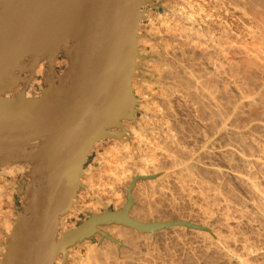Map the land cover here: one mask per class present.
I'll return each instance as SVG.
<instances>
[{"label": "water", "instance_id": "95a60500", "mask_svg": "<svg viewBox=\"0 0 264 264\" xmlns=\"http://www.w3.org/2000/svg\"><path fill=\"white\" fill-rule=\"evenodd\" d=\"M144 1L0 0V167L29 166V183L17 189L24 208L0 264H54L59 251L96 233L121 246L99 230L110 225L142 233L190 227L130 218L128 189L120 212L89 215L55 242L59 218L82 188L89 152L103 140L121 139L124 121H134L131 81ZM58 57L66 65L61 73ZM40 65L42 90L26 98Z\"/></svg>", "mask_w": 264, "mask_h": 264}, {"label": "rangeland", "instance_id": "374dc122", "mask_svg": "<svg viewBox=\"0 0 264 264\" xmlns=\"http://www.w3.org/2000/svg\"><path fill=\"white\" fill-rule=\"evenodd\" d=\"M232 1H233V3H232ZM232 1L231 0L230 1L224 0L222 2V0H216V5H215V3H211V1H208V2L211 5L213 4L212 7H215L216 10H219L221 8V11L222 10L223 11L229 10L231 12L230 13L229 11H227V14L230 13V15H227L224 13L225 17H226V19H225V17H223L224 14H223V16L221 14L223 12H221L219 10L220 14H221L220 17L223 18V19L220 18L222 25L224 26V23L226 22L225 27H226V29L228 27V29L230 30L229 31L227 29L229 31V33L230 32L234 33L235 34L234 36H237L236 34H238L239 40L242 37L240 41L238 39H237V41H239V42L244 41V42H246L247 45H250L249 44L250 43L249 38L247 36L245 38V35H244L246 30H243V29L247 28L250 24H248V21L245 20L247 15L245 17H243L241 14L242 13L244 14V12H241V11H243L244 8H246V10L244 9L245 11H247L248 8L250 9L249 6L252 5V1L244 0V3H242L243 0H237V1L232 0ZM234 1H235V3H234ZM245 1H247L249 3L251 2L250 3L251 5ZM208 2H206L207 4L205 3L206 6H208L207 10H209L210 12L213 13L215 11V9L210 7V5H208ZM240 3H241L242 7L240 5H238ZM221 4H222V6H221ZM206 6L204 5L205 9H206ZM223 6L224 7L226 6L229 9L226 7L224 8ZM232 6H233V8H232ZM256 6L259 7L260 4L256 3ZM261 6L263 7V5H261ZM260 7H259V9H260L259 12H262V10H264V9L262 7L261 8ZM211 8L214 11H211ZM209 11H207V12H209ZM245 13L248 14V13H250V11L248 10V12H245ZM260 14L264 15V12H262ZM251 17L253 18L252 14L250 15L249 19ZM262 17L264 19V16H262ZM252 18H251V21L249 23H252L253 19H255V20L259 19L260 16L257 19H256V17L253 19ZM224 19H225V21L223 22ZM241 19H242V21H241ZM259 20H262V19H259ZM260 22L261 21H259V23ZM262 22L264 23L263 20H262ZM144 24L147 25L148 22L146 21ZM226 24H228V25L226 26ZM245 25L247 27L243 28V26H245ZM252 25L253 24H251V26ZM262 25L264 26V24H262ZM241 30H243V31H241ZM235 38H237V37H235ZM61 64H63V65L61 66ZM61 64L59 62V65H58L59 72L63 71L65 68L64 63L61 62ZM203 74H206V73H203ZM225 74H227L228 76H225ZM222 75H223V77L225 76L226 79H225V77L222 78ZM42 76H43V67H42L41 74L38 75L36 73L34 78H33L32 83H31L32 84L31 87L29 86V89H28V91H29L28 97L30 96L29 98H35V97L39 96V92L42 90V85H41ZM231 76L233 77V79ZM134 77H137L136 73H135ZM219 77H220V79H219ZM234 78H236V77L231 75V74L229 75L228 72H225V73L223 72V74H222L221 71L219 73V76L218 77L216 76L215 79H217V81L215 80V82H217V83H213L214 85L217 84L219 89L222 87H223L222 88L223 90H226L227 88L230 89V90L229 89L226 90V92L228 90L230 91V92L229 91L227 92V95H229V96L223 97V98H225L223 100H221L218 96V94H219L218 92L220 91V93H221L222 89L217 90L218 88L216 87V85L214 87L217 89H215V88H214L215 90L212 89V91H214V93L216 92L215 93L216 95L212 94L215 97H213L211 95L212 99H209L210 96L208 98L207 89L209 87L206 89L207 92H205V90L203 88H201L204 90V93L207 94V95H205L202 92L204 94V96H202V99H204L203 101L206 102V100L207 101L209 100L212 104V105L210 104L211 108H209L208 110L213 109L211 111L217 112V115H218L220 112H224V110L226 109L223 114H219V116L215 115L217 117V119H214V120H218V117H224L225 116L222 120L225 121L224 122L225 125L227 124L226 130L228 131L227 133H229V135H228L229 137L227 136V138H229V139L223 138V140L219 139V137L216 136V130L212 131V133L214 132L213 135H212V133L209 134V132H205V130L207 129L204 127L206 122L202 121L201 113H199L198 111L196 112L197 106H199V104L195 103L194 101L190 102L188 100H185V101H188L189 103H186L185 101L182 102L181 99H183V98H181L179 96L178 97L176 96V98L177 99L180 98L179 99L180 101L179 100L177 101L175 96L168 97V99L167 98L163 99V96L161 95L162 93L159 92L157 89H154V91L149 90L146 92L145 90L140 88L139 85H135L132 87L133 83H131V87L133 90V97H134L135 103H137L134 106V109L136 110V115H135L136 118H134V121H130V122L124 121L123 127H124L126 135L123 136L121 139H119V140H103V141L97 143L96 145H94L92 150L89 152V155L87 157V161L83 165V171L86 172L85 173L86 177L85 176H84L85 178L81 177V179H83V181H82L83 188H79L78 191L75 193L76 197H74V201L77 202L75 209L80 208L82 205H86L88 207V209H86V211L80 210L79 212L73 211V212L67 213L68 215L69 214L70 215H69V217L67 215L64 219V225L65 226L67 225L66 230L71 231V230L78 228L82 222L86 221L89 218V215L103 214L107 211L120 212L121 207L124 206L127 202L126 201V197H127L126 192H128V189L129 190L131 189L130 194H131V198H133L132 199L133 206H132V209H130V210H135L134 212L133 211L129 212V214H130V216H132V218L135 216L138 218L137 219L138 221H140V218H141V222L144 224L145 223L147 224L149 222L156 223V221H157V223H168V222L174 221V222H183L185 224L190 225V227L175 226V227H172L173 229L170 227L171 229L170 228L163 229L159 232H154L151 234L150 233L146 234V233L137 232L131 228H127V227H124L121 225H110V226L102 227V229L109 228L108 230H106L107 234L109 236L113 237L117 242H119L121 244V246H119L117 243H115V244L111 243V242L109 243V241H107L108 246H105V245H107L106 240L100 241L99 238H94L92 240L93 241L92 242L93 247H91V249L93 248L92 250L93 251L95 250L94 252L97 253L96 255H98L96 257L95 261L97 260V262L100 261L101 264H106L107 262L104 261V258L107 259V257H104V256H108V254H109L112 259H110L109 258L110 256H109L108 261L112 264H244V263L245 264H264V208H263L264 207V204H263L264 203V167H263L264 166V152H263L264 151V141H263V139H264V127H262V126H264V117H263L264 116V113H263L264 112V108H263L264 104L262 106V104L259 103L260 100L258 99V98H260L259 94L261 93L260 91L262 89V85L256 81H255L256 83L254 81H251V83H252L251 84L250 81H244L241 78L240 79L246 83L239 82L237 85V81H240V79L236 78L234 80ZM133 79H135V78H132V81H133ZM223 79H225V80H223ZM229 80H231V81H229ZM235 82H236V84H234ZM240 83H242V85ZM244 84H247V85L249 84V85L248 86L246 85V87H245ZM222 85H225L226 89ZM259 88H261V89H259ZM254 89H255V91H254ZM198 90H199V92L201 91L200 88ZM239 91H241L243 93L241 96H240L241 92H239ZM153 92H154V94H153ZM156 93H157V95H155ZM228 93H230V94H228ZM144 94L147 95L146 97H148V98L144 97L143 96ZM158 95H159L158 98L159 99L161 98L160 99L161 101L156 97ZM160 95H161V97H160ZM200 96H201V94H200ZM205 96H207L208 99ZM230 96H232L231 97L232 100L230 99ZM142 97H144V98H142ZM216 97H218L219 99L217 98L215 100ZM155 98L159 101L157 102ZM246 98L247 99L249 98V99L247 100ZM153 99H155L154 101L156 102L157 107L160 103H162L161 105H163V102L165 100L168 101V102L164 103L165 105L170 103L172 100L173 101L171 102V106L169 104L167 106H165V105L160 106L159 105V108H157L156 104L153 103L154 102ZM240 99L242 101H240ZM253 99H255V100H253ZM162 100H163V102H162ZM144 101H146V102H144ZM226 101H228V102H226ZM243 101L245 104L250 102V103H253L255 106L256 105L257 106L255 107L254 105H251L250 103H248V105H250V106L246 107V109L243 112L241 111L242 113H240L238 116H236L233 109L236 108L238 103L243 102ZM177 102H179V103H177ZM192 102L195 105H197V106H195V108H194V106H192V105H194V104H192ZM213 102H219V103L222 102V103L220 105H218L219 103L218 104L215 103V105H217V106H214ZM224 102H226V104H224ZM256 102H258V103L256 104ZM145 103H146V105H145ZM173 104H175V105H173ZM229 104L231 105V107ZM221 105H223V107ZM147 106H149V107H147ZM151 106L153 107V110H152ZM162 107H164V108H162ZM168 107H169V109H168ZM170 107L173 110H171ZM177 107H178V109H177ZM179 107H180V109H179ZM181 107H183V108L185 107V108L183 109ZM215 107L219 108L220 110H218ZM249 107H251V109ZM257 107H258V109H257ZM221 108H223L224 110L222 111ZM247 108L250 110H248ZM253 108H254V110H253ZM165 109H166V111H165ZM216 109L219 111V113ZM147 110H149L151 112H149ZM154 110H156V112L153 114ZM161 110L162 111L164 110L165 112L164 111L162 112ZM215 112H214V114H215ZM225 113L227 114V116ZM155 114L156 115L161 114V116L160 115L158 116V118H160V121L157 120V117ZM143 115H145L147 118H145V116H143ZM198 115H200V116H198ZM234 116H236V117L234 118ZM150 117L153 119H151ZM188 117H190V118H188ZM168 118H169V120H168ZM138 119H139L140 123L137 122ZM141 119L143 122L141 121ZM167 121H169V122H167ZM199 122H201V123H199ZM203 122H204V124H203ZM230 122H231V126H230ZM168 123H169V125H168ZM171 123H173V124H171ZM152 124H153V126H152ZM166 125H167V129L165 127ZM133 126L138 133L140 132L139 135L143 134L142 139H144V141L146 140L145 141L146 143L149 140L151 141V142L149 141V143L147 144L148 147L142 145L139 142V136L137 137V134L135 135V133L131 132L130 128ZM139 127H141L142 129ZM162 128H163V130H162ZM160 129L162 131H160ZM245 129L247 132L245 131ZM168 130L170 133L168 132ZM171 132H173V134L174 133L175 134L171 135ZM194 133H196V134H194ZM203 133L208 134V138H206V135ZM180 134L183 137H181ZM202 134H203V136H202ZM177 135H179V136H177ZM166 136H167V138H166ZM172 136L174 137V140H173ZM188 136H191V137L188 138ZM202 137L205 139H203ZM156 138H157V140H160V141H157ZM163 138H164V141H163ZM179 138L181 141L179 140ZM232 138H241L242 142H244L243 144H245L247 147L246 150L243 151L242 149H240L241 147ZM147 139H149V140H147ZM169 139L170 140L172 139V142ZM206 139H208V140H206ZM167 140H169V142H167ZM213 140L214 141L216 140V141L214 142ZM192 141H194V142H192ZM160 142L163 145H161ZM174 142L175 143L177 142V143L175 144ZM123 143L128 144V148H129L128 153H127V151H124L125 147L123 146ZM169 143H171V144H169ZM173 143L175 144V146ZM115 146H116V148H115ZM122 147H123V150H122ZM143 147H145V148H143ZM155 147L157 149L158 148L159 149L156 150ZM184 147H186V148H184ZM190 147L192 148L191 150H190ZM169 148H171V150ZM182 148H184V149H182ZM259 148L262 150L260 151ZM116 150H118L119 152H121V151L122 152L119 153V155H118ZM177 151H179V153ZM129 152H130V154H129ZM240 152H242V153H240ZM164 153L167 154V156ZM172 153H176V154H172ZM147 154H150L149 155L150 157ZM115 155L118 157L120 155L121 156L123 155V158L120 157L121 160L124 159L123 163H120V161H119L121 166L119 163H116L117 161H116ZM173 155H176V156H173ZM101 156H102V158H101ZM169 156H171V157H169ZM181 156H182V161H180ZM174 157L178 158V159H176L177 161L174 160L175 159ZM108 158H111V159H108ZM102 159H103V161H102ZM142 159H143V161H142ZM167 159H169V160H167ZM171 159L174 160L175 163H177L179 165L173 164V165H175V166H173L171 164V161H172ZM145 160L149 161V162L152 161L155 163H153L151 165V164H149V162L146 163ZM159 160L161 161L160 163H159ZM156 161H158V162H156ZM174 161H173V163H174ZM183 161L185 163H183ZM248 161H249V163H247ZM255 161H258V162H255ZM168 162H169V164H168ZM180 163H182V164H180ZM189 163H191V164H189ZM239 163H241V164H239ZM108 164L113 165V168H111L110 167L111 165H109V168L111 170L107 167ZM116 164H119V166L121 167V170H119V169H118V171L115 170L116 168H114V167L117 166ZM135 164H138V165H135ZM13 165H15V164H13ZM13 165H9L7 167H0V173L3 171V169L9 168ZM16 165L17 166H24V167L27 166V164H25V165L16 164ZM153 165H154V167H157V168H154ZM184 165L186 166V168H184L185 167ZM104 166H105V168H104ZM202 166H203V168H202ZM28 167H25L26 169H24V171L21 173H16L14 175H6L3 178H1V180H0V191H2V192L4 191L5 193L7 192L6 195H7V197H10V202H11L10 206L6 207L7 206L6 205L4 207L3 211L5 210L6 213L4 211L5 214L4 213L2 214L3 216L5 215V217L8 220V223L6 225L4 224V226H6V227H4V226H1L3 228L0 227V232H1L0 233V261L2 260V255L5 253L4 245L7 243V236L11 234L13 227H14V223H12V219H13V222L16 221L17 220V214L22 213L23 208H24V205L22 204V197L18 194L17 189H19V187L21 185V181L24 180L25 182L29 183V180H28L29 178L26 176L28 171H29ZM145 167H146V169H145ZM187 167H189L190 169ZM198 167H199V170H198ZM233 167H235V169ZM251 167H253V168L251 169ZM256 168L257 169L259 168V169L257 170ZM106 169H108V171ZM186 169H187V171H186ZM145 170H147L148 172ZM191 170H192V172H191ZM109 171L113 172V174H111V172L109 174ZM126 171H128L129 173ZM120 172H121V174H120ZM142 173H144V174H142ZM256 173H257V175H256ZM109 175H113V178H111L112 176L108 177ZM114 175H116V176H114ZM177 177H179L178 178L179 180H177ZM217 177H219V178H217ZM123 180H124V182H123ZM227 180L230 182H227ZM236 181H237V183H236ZM111 183H113V184H111ZM259 183H261V184H259ZM105 184H107V185H105ZM95 187H99L98 188L99 193L96 191ZM102 187H103V189H102ZM126 189H127V191H126ZM254 190L256 193L254 192ZM154 191H156V192H154ZM162 191H163V193H162ZM105 192H106V194H105ZM107 192H109V193H107ZM122 193H124V194H122ZM155 194H156V196H155ZM141 195H143V196H141ZM158 195L161 197L162 200L160 199V197ZM4 196L1 197V199H2V201L4 200V202H5L6 198ZM118 196H121V197L119 198ZM133 196H135V197H133ZM122 197H123V199H121ZM260 197H261V199H260ZM117 198H119L121 200L118 201ZM95 200L99 201V202H96ZM116 200L118 202H116ZM261 200H263V202H261ZM92 203L93 204L96 203V204L92 205ZM120 204H122V206ZM90 205H92L93 207L91 208ZM207 207H208V209H206ZM137 208H139V209H137ZM149 208L152 210L155 209L154 212H152V210H150ZM149 211H151L152 213ZM147 212H149V213H147ZM146 214H147V216H145ZM151 214L154 216H152ZM156 214H157V216H156ZM204 219H206V220H204ZM204 222H205V224H204ZM0 223H1L0 225H2V222H0ZM4 228L6 231L4 230ZM180 228H181V230H180ZM118 229L119 230L122 229V231H125L126 234L128 232V235H129V236L127 235L128 240L125 238H124L125 239L124 240L123 238H118L117 236H115V234L117 232L116 230H118ZM4 231L7 232V234H4ZM218 231L220 232V234ZM147 235H149V236H147ZM199 235H202V236H199ZM206 237H207V239H206ZM123 240L125 242H123ZM126 244H128V245H126ZM109 245H110V247H109ZM243 246L245 247V249ZM77 247H79V246H76L71 250L68 262L65 264H77L75 262L77 260V258L80 259L81 257L82 258L87 257V254L90 252V245H82L81 246L82 248L81 247L77 248ZM99 247L101 249H99ZM104 248L106 249L107 252L105 251ZM79 249L81 250L80 254H77V251ZM97 249H99V250H97ZM110 250H112V251H110ZM217 250H219V251H217ZM100 251H101V254H100ZM115 251L117 254L116 253L113 254V252H115ZM122 251L125 255L122 253ZM102 252L104 255L102 254ZM74 254H75V256H74ZM112 255H113V257H112ZM114 255L116 257H114ZM99 256H100V258H99ZM102 257H104V258H102ZM127 257H128V259L126 260ZM98 258H99V260H98ZM114 258L116 259L115 261L117 263L114 261ZM101 260H103L105 263L102 262ZM91 262L93 263L94 261H90L89 263L92 264ZM123 262H125V263H123ZM95 263H93V264H95ZM84 264H87V262Z\"/></svg>", "mask_w": 264, "mask_h": 264}, {"label": "bare ground", "instance_id": "6f19581e", "mask_svg": "<svg viewBox=\"0 0 264 264\" xmlns=\"http://www.w3.org/2000/svg\"><path fill=\"white\" fill-rule=\"evenodd\" d=\"M208 1H211V3H215V5H216V0H208ZM207 0H148V1H144V2H146L145 4H144V6L142 7V9H143V17H142V19L139 21V24H138V28H137V33H138V36H139V38H138V40H137V52H136V57H135V73H136V76L137 77H133V78H135V79H133V81H131L132 83H133V85H132V87L133 86H135V85H139V87L140 88H142L143 90H145L146 92L147 91H154V89H157L159 92H161L162 94V96H163V99L165 98H167L168 99V97H171V96H175V98H176V96L178 97H181V98H183V99H181V101L182 102H184L185 100H188V101H194L195 103H197V104H199V106H197V105H195L193 102H192V104H194V105H192V106H194V108H195V106H197V110H196V112L198 111L199 113H201V119H202V121H205L206 122V124H205V128H207L206 130H205V132H209V134L210 133H212V131L213 130H216V136H218L219 137V139H222L223 140V138L225 139V138H227V136L229 135V133H227L228 131L226 130V125H225V121L224 120H222L224 117H218V120H214V119H217V117L215 116V115H217V112H215V111H211V110H213V109H211V110H208L209 108H211V106H210V104H211V102L208 100H206V102L205 101H203L204 99H202V96H204V90H205V92H207L208 93V98H209V96H210V98L209 99H212L211 98V95L212 94H214V95H216L215 93H214V91H212V89L213 90H215V89H217L218 88V86H217V84H215L216 85V87L217 88H215L214 86V84L213 83H217V82H215V80L217 81V79H215L216 78V76L218 77L219 76V73H220V71L222 72V74H223V72L225 73V72H228L229 73V75L231 74V75H233V76H235L237 79L239 78H241V79H243L244 81H250V83H251V81H256V82H259L261 85H262V89L261 88H259V89H261V93L259 94L260 96V98H258L259 100H260V104H262V106H263V104H264V26L262 25V24H264L263 22H262V20L264 21V19H263V17L262 16H264L263 14H260V13H262V12H264V10H262V12H259L260 11V9H259V7L261 6V5H263V9H264V0H250V1H252V5L249 3V2H247V1H245V2H247L248 4H250L251 6H249L250 7V9L248 8V10L250 11V13L253 15V18H255L256 17V19L257 18H259V16H260V18L259 19H262V20H259V19H257V20H255V19H253L252 17V19H253V22L252 23H249L250 21H251V18L249 19V17H250V13H245V12H248V10L247 11H245L246 10V8H242L243 9V11H241V12H244V14L242 13H240L243 17H245L246 15H247V17H246V19L245 20H247L248 21V24H250L248 27L245 25V26H243V28L244 27H247V28H245V29H243V30H246L245 31V38H246V36L249 38V40H250V45H247L246 44V42H239L240 40H241V38H240V40H239V36H238V34H236L237 36H234L235 34L234 33H232V32H230L229 33V29H228V27H227V29L229 30H227L226 29V27H225V23H224V26L222 25V22H221V20H220V18L221 19H223L222 17H220V15L222 14V16H223V14L225 13V14H227V11H229V10H227V11H221V8L219 9L221 12H223V13H221L220 14V11L219 10H216L215 9V7H212V5L211 4H209V2H208ZM224 0H222V2H223ZM228 1H230V0H228ZM232 1V0H231ZM237 1V0H236ZM206 2H208V5H210V7H212L213 9H215V11L211 8V11H214L213 13L212 12H210L209 10H207V7L208 6H206ZM218 2V1H217ZM221 2V1H220ZM242 2V1H241ZM139 3H140V0H128V5L129 6H137V5H139ZM206 3V4H205ZM232 3H233V1H232ZM234 3H235V1H234ZM237 3V2H236ZM242 3H244V0H243V2ZM246 3V4H247ZM256 3L258 4H260V6L258 7V6H256ZM220 4V3H219ZM223 4V3H222ZM222 4H221V6H222ZM204 5L206 6V9L204 8ZM214 5V6H215ZM235 5V4H234ZM238 5H240L241 6V3L240 4H238ZM244 5V4H243ZM245 6V5H244ZM247 6V5H246ZM224 7V6H223ZM222 7V8H223ZM226 7V6H225ZM224 7V8H225ZM239 7V6H238ZM242 7V6H241ZM260 7V8H261ZM217 8V7H216ZM223 8V9H224ZM226 8H228V7H226ZM232 8H233V6H232ZM236 8V7H235ZM209 9V8H208ZM229 9V8H228ZM241 9V10H242ZM259 9V10H258ZM209 11V12H207V11ZM236 10V9H235ZM217 11V12H216ZM234 11V10H233ZM238 11V10H237ZM230 12V11H229ZM228 12V13H229ZM239 12V11H238ZM231 13V12H230ZM230 13L229 14H227V15H230ZM225 14H224V16L223 17H225ZM260 14V15H259ZM240 15V16H241ZM262 15V16H261ZM239 16V17H240ZM225 19H226V17H225ZM225 19L223 20V22L225 21ZM239 19V18H238ZM235 20V19H234ZM244 20V19H243ZM148 22V24L147 25H145L144 23L145 22ZM241 21H242V19H241ZM246 21V22H247ZM259 21H261L260 23H259ZM228 22V21H227ZM237 22V21H236ZM245 22V23H246ZM238 23V22H237ZM242 23V22H241ZM240 23V24H241ZM247 24V25H248ZM251 24H253L252 26H251ZM228 24H226V26H227ZM244 25V24H243ZM239 26V25H238ZM241 27V26H240ZM242 29V28H241ZM243 30H241V31H243ZM244 33V32H243ZM233 34V35H232ZM240 35V34H239ZM241 36V35H240ZM235 37H237V38H235ZM237 39L239 40V41H237ZM252 43V44H251ZM41 66V65H40ZM41 68V67H40ZM40 70V69H39ZM203 73H206V74H203ZM38 74H40V71L38 72ZM203 74V75H202ZM205 75V76H204ZM225 76H228L227 74H225ZM224 76V77H225ZM223 77V75H222V78H224ZM232 77V76H231ZM230 77V78H231ZM229 78V79H230ZM236 78H234V80L236 79ZM219 79H220V77H219ZM225 79H226V77H225ZM225 79H223V80H225ZM232 79H233V77H232ZM240 79V81H237V85H238V83L239 82H244V81H242ZM220 81V80H219ZM222 81V80H221ZM227 81V80H226ZM229 81H231V80H229ZM253 82V83H254ZM255 82V83H256ZM219 83V82H218ZM225 83V82H224ZM232 83V82H231ZM244 83H246V82H244ZM248 83V82H247ZM223 84V83H222ZM234 84H236V82L234 83ZM241 85H242V83H240ZM252 84V83H251ZM259 84V85H260ZM245 85V87H246V85L247 84H244ZM243 85V86H244ZM249 85V84H248ZM247 85V86H248ZM254 85V84H253ZM258 85V84H257ZM256 85V86H257ZM213 86V87H212ZM222 86H224V88H225V85H222ZM232 86V85H231ZM236 86V85H235ZM255 86V85H254ZM210 89H209V88ZM228 87V86H227ZM238 87V86H237ZM240 87V86H239ZM200 88V92H199V89ZM201 88H203V89H201ZM208 88V89H207ZM215 88V89H214ZM223 88V87H222ZM222 88H220V89H222ZM251 88V87H250ZM206 89H207V91H206ZM219 88L217 89V90H220ZM226 89V88H225ZM227 89H229V88H227ZM226 89V90H227ZM253 89V88H252ZM142 90V91H143ZM210 90V91H209ZM226 90H221V93H220V91L217 93L218 94V96H219V98L221 99V100H223V99H225V98H223V97H225V96H229V95H227V92L230 90H228L227 92H226ZM245 90V89H244ZM250 90V89H249ZM257 90V89H256ZM16 91V90H15ZM252 91V90H251ZM254 91H255V89H254ZM156 92V91H155ZM204 94H203V93ZM230 92V91H229ZM239 92H241V91H239ZM249 92V91H248ZM250 93V92H249ZM255 93V92H254ZM27 94V97H28V94H29V92L28 93H26ZM148 94V93H147ZM153 94H154V92H153ZM200 94H201V96H200ZM203 94V95H202ZM228 94H230V93H228ZM243 93L241 92V94H240V96L242 95ZM151 95V94H150ZM155 95H157V93L155 94ZM154 95V96H155ZM161 95H160V97H161ZM205 95H207V94H205ZM214 95H212L213 97H215ZM144 97H146L147 95H143ZM153 96V95H152ZM166 96V97H165ZM233 96V95H232ZM232 96H230V99H231V97ZM245 96V95H244ZM10 97V96H9ZM144 97H142V98H144ZM157 98L159 97V95L158 96H156ZM206 98H207V96H205ZM237 97V96H236ZM249 97V96H248ZM258 97V96H257ZM146 98H148V97H146ZM145 98V99H146ZM174 98V97H173ZM204 98V97H203ZM207 98V99H208ZM218 97H216L215 98V100L217 99ZM218 98V99H219ZM250 98V97H249ZM248 98V99H249ZM156 99V98H155ZM155 99H153V101L155 100ZM159 99V98H158ZM161 99V98H160ZM159 99V100H160ZM171 99V98H170ZM169 99V100H170ZM177 99V98H176ZM180 98H178L177 99V101L179 100ZM228 99V98H227ZM226 99V100H227ZM247 99V98H246ZM247 99V100H248ZM251 99V98H250ZM257 99V98H256ZM151 100V99H150ZM149 100V101H150ZM159 100H157L156 99V101L158 102ZM214 100V99H213ZM232 100V99H231ZM253 100H255V99H253ZM258 100V101H259ZM147 101V100H146ZM146 101H144V102H146ZM152 101V102H153ZM161 101V100H160ZM173 101V100H172ZM171 101V102H172ZM180 101V100H179ZM188 101H185L186 103H189ZM230 101V100H229ZM240 101H242L241 99H240ZM252 101V100H251ZM148 102V101H147ZM151 102V101H150ZM162 102H163V100H162ZM165 102H168V101H164L163 102V105H165L164 103ZM171 102L170 103H168L170 106H171ZM226 102H228V101H226ZM226 102H224V104H226ZM246 102V101H245ZM153 103H155L156 104V102L154 101ZM160 103V102H159ZM177 103H179V102H177ZM214 103V106H217V105H215V103L216 104H218L219 102H213ZM222 103V102H221ZM221 103H219L218 105H220ZM248 103H250V102H248ZM248 103H244V101L243 102H240V103H238V105L236 106V108H234L233 110H234V113H235V115L236 116H238L240 113H242L245 109H246V107H248V106H250V105H248ZM258 102H256V104H257ZM137 104V103H136ZM162 103H160L159 105L160 106H163V105H161ZM167 104V105H168ZM191 104V103H190ZM251 105H254L253 103H250ZM259 104V105H260ZM145 105H146V103H145ZM149 105V104H148ZM159 105H158V107H157V104H156V107L157 108H159ZM167 105H165V106H167ZM173 105H175V104H173ZM179 105V104H178ZM212 105V104H211ZM230 105V104H229ZM228 105V106H229ZM126 106V105H125ZM150 106V105H149ZM149 106H147V107H149ZM177 106V105H176ZM190 106V105H189ZM209 106V107H208ZM222 107H223V105H221ZM227 106V107H228ZM255 106V105H254ZM253 106V107H254ZM257 106V105H256ZM255 106V107H256ZM155 107V108H156ZM199 107V108H198ZM225 107V106H224ZM230 107H231V105H230ZM259 107V106H258ZM258 107H257V109H258ZM151 108H152V110H153V107L151 106ZM150 108V109H151ZM156 108V109H157ZM162 108H164V107H162ZM181 108H183V107H181ZM185 108V107H184ZM183 108V109H184ZM213 108V107H212ZM215 108H217V107H215ZM250 109H251V107H249ZM263 108H264V106H263ZM149 109V108H148ZM168 109H169V107H168ZM170 109L171 110H173L171 107H170ZM177 109H178V107H177ZM179 109H180V107H179ZM199 109V110H198ZM218 110H220L219 108H217ZM216 109V110H217ZM222 109V111L224 110L223 108H221ZM228 109V108H227ZM248 109V108H247ZM250 109H248V110H250ZM160 110V109H159ZM187 110V109H186ZM217 110V111H218ZM226 110V109H225ZM225 110H224V112H225ZM253 110H254V108H253ZM126 111H128L129 112V105L127 106V109H126ZM147 111H149V110H147ZM162 111V110H161ZM164 111V110H163ZM162 111V112H163ZM165 111H166V109H165ZM164 111V112H165ZM168 111V110H167ZM176 111V110H175ZM210 111V112H209ZM231 111V110H230ZM242 111V112H241ZM261 111V110H260ZM149 112H151V111H149ZM156 112V110H154V112H153V114ZM161 112V113H162ZM171 112V111H170ZM173 112V111H172ZM190 112V111H189ZM195 112V113H196ZM214 112H215V114H214ZM224 112H220L219 113V111H218V113L219 114H223ZM134 114H133V116H134V118H136L135 117V115H136V110L133 112ZM145 113V112H144ZM160 113V112H159ZM176 113V112H175ZM183 113V112H182ZM264 113V112H263ZM152 114V115H153ZM157 114V113H156ZM155 114V115H156ZM219 114L217 115V116H219ZM226 114V113H225ZM160 116H161V114H159ZM159 115H156V117H157V120H159L160 121V118H158V116ZM242 115V114H241ZM143 116H145V115H143ZM150 116V115H149ZM171 116V115H170ZM173 116V115H172ZM198 116H200V115H198ZM221 116V115H220ZM223 116V115H222ZM226 116H227V114H226ZM230 116V115H229ZM236 116H234V118L236 117ZM259 116V115H258ZM142 117V116H141ZM155 117V118H156ZM167 117V116H166ZM182 117V116H181ZM216 117V118H215ZM242 117V116H241ZM264 117V116H263ZM145 118H147L146 116H145ZM151 118V117H150ZM149 118V119H150ZM164 118V117H163ZM162 118V119H163ZM176 118V117H175ZM185 118V117H184ZM188 118H190V117H188ZM260 118V117H259ZM144 119V118H143ZM151 119H153V118H151ZM150 119V120H151ZM200 119V120H201ZM228 119V118H227ZM226 119V120H227ZM137 120V119H136ZM149 120V121H150ZM168 120H169V118H168ZM174 120V119H173ZM240 120V119H239ZM257 120V119H256ZM141 121H142V119H141ZM145 121V120H144ZM185 121V120H184ZM232 121V120H231ZM137 122H139V119H138V121ZM143 122V121H142ZM153 122V121H152ZM167 122H169V121H167ZM171 122V121H170ZM237 122V121H236ZM140 123V122H139ZM151 123V122H150ZM199 123H201V122H199ZM239 123V122H238ZM237 123V124H238ZM145 124V123H144ZM171 124H173V123H171ZM203 124H204V122H203ZM202 124V125H203ZM236 124V123H235ZM151 125V124H150ZM162 125V124H161ZM168 125H169V123H168ZM188 125V124H187ZM229 125V124H228ZM255 125V124H254ZM263 125V124H262ZM152 126H153V124H152ZM151 126V127H152ZM155 126V125H154ZM157 126V125H156ZM159 126V125H158ZM182 126V125H181ZM230 126H231V122H230ZM229 126V127H230ZM259 126V125H258ZM257 126V127H258ZM148 127V126H147ZM166 127V129H167V125L165 126ZM169 127V126H168ZM171 127V126H170ZM179 127V126H178ZM220 127V128H219ZM228 127V126H227ZM235 127V126H234ZM244 127V126H243ZM261 127V126H260ZM262 127H264V126H262ZM139 128H141V127H139ZM158 128V127H157ZM156 128V129H157ZM160 128V127H159ZM181 128V127H180ZM190 128V127H189ZM219 128V129H218ZM253 128V127H252ZM142 129V128H141ZM144 129V128H143ZM170 129V128H169ZM194 129V128H193ZM232 129V128H231ZM130 130H131V132H133V133H135V135L137 134V137L139 136V142L142 144V145H144V146H146V147H148V143H149V139H147V140H149L147 143L144 141V139H142L143 137V134H141V135H139V133L135 130V128H134V126L133 127H131L130 128ZM139 130V129H138ZM159 130V129H158ZM162 130H163V128H162ZM161 129H160V131H162ZM181 130V129H180ZM183 130V129H182ZM191 130V129H190ZM202 130V129H201ZM249 130V129H248ZM157 131V130H156ZM159 131V132H160ZM172 131V130H171ZM230 131V130H229ZM245 131H246V129H245ZM168 132H169V130H168ZM247 132V131H246ZM253 132V131H252ZM163 133V132H162ZM170 133V132H169ZM184 133V132H183ZM182 133V134H183ZM245 133V132H244ZM256 133V132H255ZM173 134V132H171V135ZM175 134V133H174ZM173 134V135H174ZM191 134V133H190ZM194 134H196V133H194ZM203 134H205V133H203ZM203 134H202V136H203ZM214 134V132L212 133V135ZM243 134V133H242ZM250 134V133H249ZM165 135V134H164ZM186 135V134H185ZM184 135V136H185ZM206 135V138H208V134H205ZM254 135V134H253ZM177 136H179V135H177ZM180 136L181 137H183L181 134H180ZM152 137V136H151ZM157 137V136H156ZM162 137V136H161ZM170 137V136H169ZM168 137V138H169ZM173 137V136H172ZM176 137V136H175ZM186 137V136H185ZM189 137H191V136H188V138ZM229 137V136H228ZM251 137V136H250ZM158 138V137H157ZM157 138H156V140H157ZM160 138V137H159ZM166 138H167V136H166ZM203 138V137H202ZM201 138V139H202ZM210 138V137H209ZM231 138V137H230ZM259 138V137H258ZM263 138V137H262ZM193 139V138H192ZM203 139H205V138H203ZM227 139H229V138H227ZM236 143H238V145L241 147H239L240 149H242L243 151L244 150H246V145L245 144H243L244 142H242V139L241 138H232ZM154 140V139H153ZM170 140V139H169ZM169 140H167V142H169ZM173 140H174V137H173ZM179 140H180V138H179ZM178 140V141H179ZM184 140V139H183ZM182 140V141H183ZM206 140H208V139H206ZM212 140V139H211ZM127 141V140H126ZM157 141H160V140H157ZM163 141H164V138H163ZM162 141V142H163ZM166 141V140H165ZM171 142H172V139L170 140ZM176 141V140H175ZM181 141V140H180ZM187 141V140H186ZM195 141V140H194ZM194 141H192V142H194ZM205 141V140H204ZM214 141V140H213ZM216 141V140H215ZM214 141V142H215ZM225 141V140H224ZM227 141V140H226ZM232 141V140H231ZM230 141V142H231ZM258 141V140H257ZM263 141H264V139H263ZM151 142V141H150ZM154 142V141H153ZM210 142V141H209ZM220 142V141H219ZM255 142V141H254ZM175 143V142H174ZM173 143V144H174ZM177 143V142H176ZM175 143V144H176ZM180 143V142H179ZM184 143V142H183ZM233 143V142H232ZM231 143V144H232ZM140 144V145H141ZM154 144V143H153ZM160 144H161V142H160ZM169 144H171V143H169ZM175 144H174V146H175ZM187 144V143H186ZM211 144V143H210ZM219 144V143H218ZM234 144V143H233ZM252 144V143H251ZM96 145V144H95ZM120 145V144H119ZM161 145H163V144H161ZM202 145V144H201ZM237 145V146H238ZM254 145V144H253ZM123 146L125 147L124 148V151H127V153H128V151H129V148H128V144L127 143H123ZM153 146V145H152ZM156 146V145H155ZM165 146V145H164ZM168 146V145H167ZM170 146V145H169ZM181 146V145H180ZM188 146V145H187ZM191 146V145H190ZM217 146V145H216ZM220 146V145H219ZM230 146V145H229ZM118 147V146H117ZM140 147V146H139ZM192 147V146H191ZM190 147V150L192 149ZM196 147V146H195ZM256 147V146H255ZM96 148V147H95ZM115 148H116V146H115ZM143 148H145V147H143ZM142 148V149H143ZM156 148V147H155ZM163 148V147H162ZM184 148H186V147H184ZM184 148H182V149H184ZM198 148V147H197ZM221 148V147H220ZM235 148V147H234ZM141 149V148H140ZM159 149V148H158ZM157 148H156V150H158ZM165 149V148H164ZM170 150H171V148H169ZM226 149V148H225ZM230 149V148H229ZM252 149V148H251ZM260 149V148H259ZM122 150H123V147H122ZM139 150V149H138ZM149 150V149H148ZM168 150V149H167ZM166 150V151H167ZM174 150V149H173ZM189 150V149H188ZM187 150V151H188ZM195 150V149H194ZM197 150V149H196ZM199 150V149H198ZM262 149H260V151H261ZM123 151V152H124ZM185 151V150H184ZM183 151V152H184ZM206 151V150H205ZM237 151V150H236ZM256 151V150H255ZM254 151V152H255ZM259 151V150H258ZM116 152L118 153V155H119V153H121V152H119L118 150H116ZM139 152V151H138ZM156 152V151H155ZM164 152V151H163ZM168 152V151H167ZM174 152V151H173ZM178 153H179V151H177ZM220 152V151H219ZM228 152V151H227ZM247 152V151H246ZM249 152V151H248ZM264 152V151H263ZM126 153V154H127ZM166 153V152H165ZM164 153V154H165ZM187 153V152H186ZM194 153V152H193ZM240 153H242V152H240ZM91 154V153H90ZM124 154V153H123ZM129 154H130V152H129ZM172 154H176V153H172ZM192 154V153H191ZM207 154V153H206ZM221 154V153H220ZM232 154V153H231ZM244 154V153H243ZM246 154V153H245ZM104 155V154H103ZM145 155V154H144ZM148 156L150 155V154H147ZM166 156H167V154H165ZM164 155V156H165ZM171 155V154H170ZM203 155V154H202ZM116 156V155H115ZM154 156V155H153ZM159 156V155H158ZM173 156H176V155H173ZM172 156V157H173ZM180 156V155H179ZM178 156V157H179ZM192 156V155H191ZM211 156V155H210ZM209 156V157H210ZM254 156V155H253ZM252 156V157H253ZM257 156V155H256ZM111 157V156H110ZM120 157H122L123 158V155L121 156H116V163H119V161H120V163H123V160L124 159H120ZM128 157V156H127ZM150 157V156H149ZM156 157V156H155ZM154 157V158H155ZM169 157H171V156H169ZM185 157V156H184ZM187 157V156H186ZM189 157V156H188ZM198 157V156H197ZM207 157V156H206ZM101 158H102V156H101ZM114 158V157H113ZM152 158V157H151ZM157 158V157H156ZM155 158V159H156ZM175 158V157H174ZM180 158V157H179ZM200 158V157H199ZM208 158V157H207ZM234 158V157H233ZM263 158V157H262ZM106 159V158H105ZM108 159H111V158H108ZM141 159V158H140ZM176 159H178V158H175L174 160L175 161H177ZM184 159V158H183ZM224 159V158H223ZM113 160V159H112ZM148 160V159H147ZM153 160V159H152ZM161 160V159H160ZM159 160V163L161 162ZM167 160H169V159H167ZM172 160V159H171ZM170 160V161H171ZM174 160H172L171 161V164L173 165V164H177V163H175V161ZM189 160V159H188ZM206 160V159H205ZM211 160V159H210ZM101 161V160H100ZM102 161H103V159H102ZM128 161V160H127ZM142 161H143V159H142ZM173 161H174V163H173ZM180 161H182V156H181V160ZM185 161V160H184ZM183 161V163H185ZM191 161V160H190ZM213 161V160H212ZM222 161V160H221ZM226 161V160H225ZM229 161V160H228ZM244 161V160H243ZM108 162V161H107ZM110 162V161H109ZM113 162V161H112ZM129 162V161H128ZM145 162L147 163V162H149V161H146L145 160ZM152 162V161H151ZM149 162V164H153V163H155V162ZM156 162H158V161H156ZM179 162V161H178ZM198 162V161H197ZM200 162V161H199ZM203 162V161H202ZM251 162V161H250ZM255 162H258V161H255ZM99 163V162H98ZM119 163V164H120ZM145 163V164H146ZM209 163V162H208ZM234 163V162H233ZM247 163H249V161L247 162ZM107 164V163H106ZM119 164H116L117 166H115L114 168H116L115 170H117L118 171V169L119 170H121V164H120V166H119ZM128 164V163H127ZM165 164V163H164ZM168 164H169V162H168ZM167 164V165H168ZM180 164H182V163H180ZM189 164H191V163H189ZM231 164V163H230ZM239 164H241V163H239ZM13 165V164H12ZM19 165V164H18ZM22 165V164H21ZM23 165H25V164H23ZM109 165H111V164H108L107 165V167L109 168ZM135 165H138V164H135ZM166 165V164H165ZM177 165H179V164H177ZM193 165V164H192ZM205 165V164H204ZM203 165V166H204ZM229 165V164H228ZM243 165V164H242ZM254 165V164H253ZM148 166V165H147ZM170 166V165H169ZM173 166H175V165H173ZM185 166V165H184ZM191 166V165H190ZM203 166H202V168H203ZM212 166V165H211ZM234 166V165H233ZM7 167V166H6ZM25 167H28V165L27 166H25ZM24 166H17L16 164L15 165H13V166H11V167H9V168H6V169H3V171L0 173V180H1V178H3L4 176H6V175H14V174H16V173H21V172H23L24 171V169H26ZM103 167V166H102ZM111 168H113V165H111L110 166ZM153 167H154V165H153ZM237 167V166H236ZM258 167V166H257ZM264 167V166H263ZM29 168V167H28ZM104 168H105V166H104ZM129 168V167H128ZM154 168H157V167H154ZM165 168V167H164ZM184 168H186V166L184 167ZM187 168H189V167H187ZM201 168V169H202ZM215 168V167H214ZM220 168V167H219ZM234 169H235V167H233ZM253 167H251V169H252ZM94 169V168H93ZM102 169V168H101ZM110 169V168H109ZM145 169H146V167H145ZM190 169V168H189ZM188 169V170H189ZM210 169V168H209ZM228 169V168H227ZM257 169V168H256ZM259 169V168H258ZM257 169V170H258ZM107 171H108V169H106ZM111 170V169H110ZM114 170V169H113ZM128 170V169H127ZM184 170V169H183ZM193 170V169H192ZM192 170H191V172H192ZM198 170H199V167H198ZM215 170V169H214ZM224 170V169H223ZM230 170V169H229ZM145 171H147V170H145ZM144 171V172H145ZM158 171V170H157ZM186 171H187V169H186ZM237 171V170H236ZM248 171V170H247ZM253 171V170H252ZM261 171V170H260ZM110 172L111 171H109V174H110ZM126 172H128V171H126ZM142 172V171H141ZM148 172V171H147ZM217 172V171H216ZM222 172V171H221ZM250 172V171H249ZM85 171H83L82 172V175H81V177L83 178L84 176H85ZM129 173V172H128ZM181 173V172H180ZM189 173V172H188ZM187 173V174H188ZM209 173V172H208ZM213 173V172H212ZM211 173V174H212ZM240 173V172H239ZM246 173V172H245ZM93 174V173H92ZM108 174V173H107ZM111 174H113V172H111ZM120 174H121V172H120ZM142 174H144V173H142ZM194 174V173H193ZM263 174V173H262ZM209 175V174H208ZM224 175V174H223ZM244 175V174H243ZM255 175V174H254ZM256 175H257V173H256ZM112 176V177H111ZM114 176H116V175H114ZM120 176V175H119ZM145 176V175H144ZM158 176V175H157ZM177 176V175H176ZM207 176V175H206ZM211 176V175H210ZM260 176V175H259ZM263 176V175H262ZM81 177H80V184H81V186H82V181H83V179H81ZM86 177V176H85ZM84 177V178H85ZM108 177H111V178H113V175H109ZM226 177V176H225ZM238 177V176H237ZM245 177V176H244ZM257 177V176H256ZM26 178V177H25ZM91 178V177H90ZM179 177H177V180H179L178 179ZM184 178V177H183ZM217 178H219V177H217ZM224 178V177H223ZM236 178V177H235ZM243 178V177H242ZM247 178V177H246ZM88 179V178H87ZM159 179V178H158ZM225 179V178H224ZM255 179V178H254ZM6 180V179H5ZM29 180V179H28ZM174 180V179H173ZM214 180V179H213ZM229 180V179H228ZM227 180V182H230V181H228ZM257 180V179H256ZM109 181V180H108ZM122 181V180H121ZM151 181V180H150ZM239 181V180H238ZM104 182V181H103ZM123 182H124V180H123ZM140 182V181H139ZM148 182V181H147ZM167 182V181H166ZM177 182V181H176ZM175 182V183H176ZM88 183V182H87ZM226 183V182H225ZM236 183H237V181H236ZM253 183V182H252ZM89 184V183H88ZM104 184V183H103ZM111 184H113V183H111ZM123 184V183H122ZM139 184V183H138ZM259 184H261V183H259ZM105 185H107V184H105ZM137 185V184H136ZM152 185V184H151ZM160 185V184H159ZM164 185V184H163ZM243 185V184H242ZM250 185V184H249ZM15 186V185H14ZM91 186V185H90ZM112 186V185H111ZM115 186V185H114ZM138 186V185H137ZM247 186V185H246ZM256 186V185H255ZM107 187V186H106ZM128 187V186H127ZM142 187V186H141ZM149 187V186H148ZM226 187V186H225ZM250 187V186H249ZM253 187V186H252ZM257 187V186H256ZM82 188H83V186H82ZM96 188V191L98 192V188L99 187H95ZM112 188V187H111ZM135 188V187H134ZM163 188V187H162ZM182 188V187H181ZM224 188V187H223ZM258 188V187H257ZM260 188V187H259ZM102 189H103V187H102ZM157 189V188H156ZM251 189V188H250ZM6 190V189H5ZM8 190V189H7ZM10 190V189H9ZM84 190V189H83ZM123 190V189H122ZM131 190V189H130ZM161 190V189H160ZM165 190V189H164ZM15 191V190H14ZM13 191V192H14ZM101 191V190H100ZM104 191V190H103ZM126 191H127V189H126ZM136 191V190H135ZM152 191V190H151ZM252 191V190H251ZM96 192V193H97ZM112 192V191H111ZM154 192H156V191H154ZM254 192H255V190H254ZM7 193V192H6ZM6 193L3 191H0V222H2V225H0V227L1 226H4V224L6 225L7 223H8V220H7V218L5 217V215L3 216L2 214L4 213V211H3V209H4V207L6 206V207H8V206H10L11 205V202H10V197H7V195H6ZM99 193V192H98ZM104 193V192H103ZM107 193H109V192H107ZM132 193V192H131ZM162 193H163V191H162ZM252 193V192H251ZM256 193V192H255ZM15 194V193H14ZM105 194H106V192H105ZM122 194H124V193H122ZM126 194H127V192H126ZM5 195V196H4ZM162 195V194H161ZM262 195V194H261ZM5 197L6 198V201L4 202V200L2 201V199H1V197ZM96 196V195H95ZM141 196H143V195H141ZM155 196H156V194H155ZM159 196V195H158ZM76 197V196H75ZM98 197V196H97ZM119 198L121 197V196H118ZM133 197H135V196H133ZM160 197V196H159ZM259 197V196H258ZM119 198H117L118 199V201H120L121 199H123V197L121 198V199H119ZM142 198V197H141ZM4 199V198H3ZM133 199V198H132ZM154 199V198H153ZM160 199H161V197H160ZM260 199H261V197H260ZM140 200V199H139ZM138 200V201H139ZM162 200V199H161ZM204 200V199H203ZM96 201V200H95ZM104 201V200H103ZM117 200H116V202H118ZM127 201V200H126ZM137 201V202H138ZM158 201V200H157ZM205 201V200H204ZM96 202H99V201H96ZM123 202V201H122ZM121 202V203H122ZM154 202V201H153ZM260 202V201H259ZM261 202H263V200H261ZM77 202H75L74 201V199H73V204H72V206L70 207V209H69V211H68V213L69 212H73V211H80V210H84V211H86V209H88V207L86 206V205H82L80 208H78V209H75L76 208V204ZM91 203V202H90ZM139 203V202H138ZM208 203V202H207ZM94 204H96V203H94ZM93 203H92V205H94ZM123 204V203H122ZM122 204H120L121 206H122ZM264 204V203H263ZM92 205H90L91 206V208L93 207ZM261 205V204H260ZM208 206V205H207ZM262 206V205H261ZM123 207V206H122ZM121 207V208H122ZM90 208V207H89ZM90 208V209H91ZM160 208V207H159ZM201 208V207H200ZM204 208V207H203ZM264 208V207H263ZM132 209V208H131ZM137 209H139V208H137ZM150 209V208H149ZM206 209H208V207L206 208ZM150 210H152V209H150ZM155 210V209H154ZM154 210H152V212H154ZM224 210V209H223ZM262 210V209H261ZM8 211V210H7ZM91 211V210H90ZM130 211H135V210H130ZM93 212V211H92ZM149 212H151V211H149ZM149 212H147V213H149ZM151 212V213H152ZM224 212V211H223ZM5 213H6V211H5ZM4 213V214H5ZM205 213V212H204ZM154 214V213H153ZM209 214V213H208ZM212 214V213H211ZM210 214V215H211ZM68 214H66V215H64V216H62V217H60L59 218V223H58V226H57V228H58V234H57V237L55 238V242H57V243H61L62 242V239H63V235L65 234V233H67L68 231L66 230V226L64 225V219H65V217L67 216ZM70 215V214H69ZM69 215H68V217H69ZM95 216H102V215H104V213L103 214H94ZM129 215V217L130 218H132V216H130V214H128ZM135 215V214H134ZM144 215V214H143ZM150 215V214H149ZM152 215V214H151ZM230 215V214H229ZM7 216V215H6ZM145 216H147V214L145 215ZM152 216H154V215H152ZM156 216H157V214H156ZM8 217V216H7ZM135 217V216H134ZM132 218V219H134L135 221H137V222H140V223H142L141 222V218H140V221H138L137 219V217H135V218ZM186 217V216H185ZM145 218V217H144ZM169 218V217H168ZM188 218V217H187ZM201 218V217H200ZM213 218V217H212ZM229 218V217H228ZM9 219V218H8ZM159 219V218H158ZM194 219V218H193ZM203 219V218H202ZM154 220V219H153ZM160 220V219H159ZM178 220V219H177ZM190 220V219H189ZM204 220H206V219H204ZM167 221V220H166ZM10 222V221H9ZM157 222V221H156ZM174 222V221H173ZM226 222V221H225ZM12 223H14L13 222V219H12ZM11 223V224H12ZM150 223V222H149ZM1 224V223H0ZM144 224V223H143ZM146 224V223H145ZM203 224V223H202ZM204 224H205V222H204ZM208 225V224H207ZM204 226V225H203ZM4 227H6V226H4ZM106 227V226H105ZM227 227V226H226ZM1 228H3V227H1ZM8 228V227H7ZM99 228V227H98ZM101 228V229H100ZM99 228V230L101 231V232H103V233H105L107 236H109L108 234H107V232H106V230H108L109 228H104V229H102V227H100ZM172 228V227H171ZM170 228V229H171ZM179 228V227H178ZM224 228V227H223ZM116 229V228H115ZM173 229V228H172ZM185 229V228H184ZM4 230H5V228H4ZM114 230V229H113ZM125 230V229H124ZM180 230H181V228H180ZM197 230V229H196ZM6 231V230H5ZM4 231V234H7V232H5ZM70 231V230H69ZM111 231V230H110ZM117 232H116V234H115V236H117L118 238H125V239H127V235H128V232H127V234L125 233V231H122V229H118V230H116ZM128 231V230H127ZM221 231V230H220ZM159 232V231H158ZM219 232V231H218ZM217 232V233H218ZM1 233V232H0ZM9 233V232H8ZM142 233V232H141ZM162 233V232H161ZM192 233V232H191ZM216 233V234H217ZM114 234V233H113ZM147 234V233H146ZM151 234V233H150ZM190 234V233H189ZM219 234H220V232H219ZM153 235V234H152ZM114 236V237H115ZM129 236V235H128ZM147 236H149V235H147ZM199 236H202V235H199ZM111 237V236H110ZM146 237V236H145ZM3 238V237H2ZM94 238H99L100 239V241L101 240H106V242L107 241H109V243L111 242L109 239H107L106 237H103L101 234H99V233H96V234H93V235H91L89 238H87V239H85V240H83V241H81V242H75L73 245H71V246H69V247H66L65 249H64V251H59V253L57 254V257L55 258V261H54V263L55 264H65V263H67L68 262V259H69V257H70V252H71V250L74 248V247H76V246H79V247H81L82 245H90V252L87 254V257L86 258H77V260L75 261L77 264H84V263H86L87 262V264H90L89 262L90 261H94L93 263H95V264H101V262L100 261H98L97 262V260L95 261V259H96V257L98 256V255H96L97 253H95L92 249H91V247H93L92 246V240L94 239ZM111 238H113V237H111ZM129 238V237H128ZM136 238V237H135ZM114 239V238H113ZM124 239V240H125ZM133 239V238H132ZM143 239V238H142ZM206 239H207V237H206ZM115 240V239H114ZM123 240V242H125ZM128 240V239H127ZM150 240V239H149ZM202 240V239H201ZM239 240V239H238ZM132 241V240H131ZM105 242V243H106ZM134 242V241H133ZM210 242V241H209ZM240 242V241H239ZM244 242V241H243ZM104 243V244H105ZM111 243H114L115 244V242H111ZM131 243V242H130ZM211 243V242H210ZM103 244V245H104ZM125 244V243H124ZM111 245V244H110ZM110 245H109V247H110ZM117 245V244H116ZM126 245H128V244H126ZM131 245V244H130ZM105 246H108V242H107V245H105ZM134 246V245H133ZM208 246V245H207ZM79 247H77V248H79ZM118 247V246H117ZM132 247V246H131ZM244 247V246H243ZM82 248V247H81ZM121 248V247H120ZM123 248V247H122ZM134 248V247H133ZM99 249H101L100 247H99ZM99 249H97V250H99ZM103 249V248H102ZM105 249V248H104ZM127 249V248H126ZM244 249H245V247H244ZM122 250V249H121ZM80 249L77 251V254H80ZM105 251H106V249H105ZM110 251H112V250H110ZM217 251H219V250H217ZM107 252V251H106ZM105 252V253H106ZM126 252V251H125ZM116 253V251L115 252H113V254H115ZM122 253H123V251H122ZM121 253V254H122ZM221 253V252H220ZM76 254V255H77ZM100 254H101V251H100ZM99 254V255H100ZM102 254H103V252H102ZM112 254V253H111ZM117 254V253H116ZM124 254V253H123ZM104 255V254H103ZM125 255V254H124ZM74 256H75V254H74ZM73 256V257H74ZM80 256V255H79ZM78 256V257H79ZM110 255L108 254V256H104V257H107V259H105L104 257H102V258H104V261L105 262H109L108 260V257H109ZM121 256V255H120ZM112 257H113V255H112ZM114 257H116L115 255H114ZM124 257V256H123ZM99 258H100V256H99ZM99 258H98V260H99ZM101 258V259H102ZM110 259H112L111 258V256L109 257ZM224 258V257H223ZM124 259V258H123ZM128 259V257L126 258V260ZM82 260V261H81ZM107 260V261H106ZM116 259L114 258V261H115ZM102 262H104L103 260H101ZM104 262V263H105ZM116 262V261H115ZM92 263V262H91ZM92 263V264H93ZM106 263V264H107ZM110 263V262H109ZM108 263V264H109ZM117 263V262H116ZM123 263H125V262H123ZM110 264H112V263H110ZM245 264V263H244Z\"/></svg>", "mask_w": 264, "mask_h": 264}, {"label": "crops", "instance_id": "0c3cea01", "mask_svg": "<svg viewBox=\"0 0 264 264\" xmlns=\"http://www.w3.org/2000/svg\"><path fill=\"white\" fill-rule=\"evenodd\" d=\"M59 62H60V64H61V62H62L61 59H60V57H58V60H57V63H56V70H57L58 72H59V70H58ZM62 63H64V62H62ZM62 65H63V64H61V66H62ZM42 66H43V65L40 66L41 68H40V67L38 68V70H37V72H36L37 74H38L39 71H40V74H41ZM64 66H66V65L64 64ZM39 69H40V70H39ZM61 72H62V71H61ZM61 72H60V73H61ZM40 74H38V75H40ZM31 85H32V84H31ZM31 85H30V87H31ZM17 90H18V89H17ZM17 90L14 91L13 94H14V93H17V92H18ZM28 92H29V91L27 90L26 93H28ZM26 93H25V97H26V98H29L30 96L27 97V94H26ZM9 96L12 97V95H8L7 97H9Z\"/></svg>", "mask_w": 264, "mask_h": 264}]
</instances>
